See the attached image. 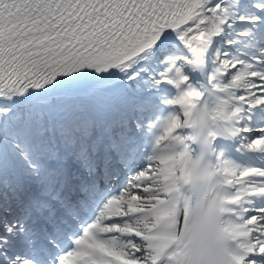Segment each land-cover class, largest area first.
Here are the masks:
<instances>
[{"label": "snow or ice", "instance_id": "obj_1", "mask_svg": "<svg viewBox=\"0 0 264 264\" xmlns=\"http://www.w3.org/2000/svg\"><path fill=\"white\" fill-rule=\"evenodd\" d=\"M0 264H264V0H0Z\"/></svg>", "mask_w": 264, "mask_h": 264}]
</instances>
